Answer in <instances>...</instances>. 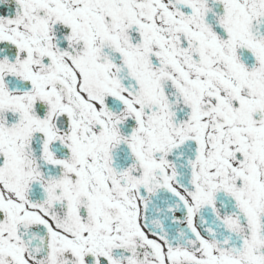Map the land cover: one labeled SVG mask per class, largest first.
<instances>
[{"label": "snow or ice", "instance_id": "obj_1", "mask_svg": "<svg viewBox=\"0 0 264 264\" xmlns=\"http://www.w3.org/2000/svg\"><path fill=\"white\" fill-rule=\"evenodd\" d=\"M0 264H264V0H0Z\"/></svg>", "mask_w": 264, "mask_h": 264}]
</instances>
